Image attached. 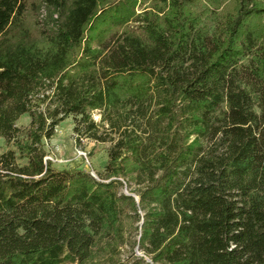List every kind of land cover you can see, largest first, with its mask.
<instances>
[{
  "label": "trees",
  "instance_id": "obj_1",
  "mask_svg": "<svg viewBox=\"0 0 264 264\" xmlns=\"http://www.w3.org/2000/svg\"><path fill=\"white\" fill-rule=\"evenodd\" d=\"M147 1L0 0V264H264V0ZM70 116L105 179L47 159Z\"/></svg>",
  "mask_w": 264,
  "mask_h": 264
},
{
  "label": "rangeland",
  "instance_id": "obj_2",
  "mask_svg": "<svg viewBox=\"0 0 264 264\" xmlns=\"http://www.w3.org/2000/svg\"><path fill=\"white\" fill-rule=\"evenodd\" d=\"M29 3L37 2L36 6L31 5L29 13L27 15L28 24L33 29L34 35H38L37 19H44L46 9L44 6H39L38 0H28ZM153 4V1H147L137 7V11L140 12L144 8H149ZM140 5V1H139ZM214 18L207 17L205 19L206 24L213 23ZM136 23H133L132 26ZM50 92V89L48 90ZM43 108V105L42 107ZM94 118L99 122L101 115L98 111L94 112ZM31 122L30 114H23L17 121V125L26 129ZM74 118L68 117L62 121L55 128V135L50 140H45V148L47 150V159L53 162V165L58 169L68 168L71 170L81 168L87 170L92 176L97 179H105L107 177L106 165L109 160L108 150L110 148L109 142H95L90 139H82L80 145L76 142V134L74 132ZM8 146L3 137H0V153L6 151ZM137 186L131 183L130 186L121 185L118 187L119 195L126 193L137 196L136 193H132ZM138 197V196H137ZM139 199V197H138ZM144 211L138 207L137 211H134L130 204H124L122 208V219L124 223V237L120 238L114 251H106L103 254L106 258H113L115 260H121L122 262H130L135 256H144L147 262L149 256L146 255L143 248L138 245L141 234V224ZM150 264H153L150 262Z\"/></svg>",
  "mask_w": 264,
  "mask_h": 264
},
{
  "label": "water",
  "instance_id": "obj_3",
  "mask_svg": "<svg viewBox=\"0 0 264 264\" xmlns=\"http://www.w3.org/2000/svg\"><path fill=\"white\" fill-rule=\"evenodd\" d=\"M95 177V176H94ZM136 200H137V202L139 201V199H138V197L136 196ZM149 261H150V259H148Z\"/></svg>",
  "mask_w": 264,
  "mask_h": 264
}]
</instances>
